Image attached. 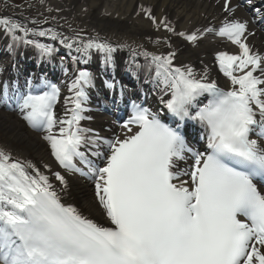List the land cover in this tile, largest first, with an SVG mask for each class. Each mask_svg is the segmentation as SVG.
<instances>
[{"label":"snow or ice","instance_id":"6c2138e0","mask_svg":"<svg viewBox=\"0 0 264 264\" xmlns=\"http://www.w3.org/2000/svg\"><path fill=\"white\" fill-rule=\"evenodd\" d=\"M221 7L218 28L178 30L167 15L157 17L152 5H137V16L170 34L164 37L170 51L132 50L145 58L157 109L132 101L119 134L111 137L82 122L92 120L93 91L119 89L123 98L125 87L114 76L98 85L93 72L74 68L63 116L56 112L61 87L50 79L26 77L23 86L18 79L0 81V109L39 134L57 166L0 143V264H264V53L249 43L256 36L249 22L236 16L241 3L223 0ZM0 33L13 53L32 49L42 61L56 55L38 39H57L52 29L0 16ZM208 34L238 49L215 55L230 82L227 89L210 78L207 67L197 71L175 63L172 37L195 47ZM76 36L78 52L95 50L106 66L113 64L116 47L110 42ZM189 128L194 142L186 135ZM76 175L91 182L105 223L64 202L69 176Z\"/></svg>","mask_w":264,"mask_h":264},{"label":"bare ground","instance_id":"6f19581e","mask_svg":"<svg viewBox=\"0 0 264 264\" xmlns=\"http://www.w3.org/2000/svg\"><path fill=\"white\" fill-rule=\"evenodd\" d=\"M239 1L233 0V4ZM252 1H257L262 6L261 11L264 13V0ZM222 2L223 0H43L41 3V0H32V3L18 10L20 13L16 15V19L30 28L48 25L47 27L60 34L57 38L60 41L55 40L56 42H61L67 38L63 43L64 46L58 43H56L57 46L50 45L52 41L48 37L39 41L58 51L67 52L69 55L68 65L60 66L54 59L42 61L32 49H29L31 56L26 53L23 55L17 52L7 53L3 43L5 41L10 43V40L0 33V68L4 69L3 72H0V81L10 80V76L15 74L17 64L26 65L28 69L25 68V70L27 71L38 72L43 69L45 75L49 73V69L46 67L53 68L56 76L54 83L61 87V97L56 106V112L58 116H63L64 98L70 95L67 89V85L71 83L70 73H73L75 67L78 69V64L84 61V69L95 74L98 85L105 79L111 80L113 76L119 81L123 79L124 76L122 75H129L127 79L131 84V93L126 92L125 97L130 100L138 99L140 92L147 91L146 106L155 111L157 109L156 92L151 80H146L148 68L145 58L143 55L133 56L132 50L135 49L137 52L147 50L158 55H166L170 49L164 43V37L170 34L163 30L156 32L150 21L143 15L137 16V5L139 3L150 4L154 7L157 17L167 15L176 22L178 30H192L194 27L215 26L218 28L221 26L225 15L221 7ZM236 16L249 22V30L256 32V36L250 38L249 43L256 50L264 53V16L257 14L255 8L247 3L237 10ZM31 21H35V23H31ZM77 33L85 41L99 37L100 40H106L116 47V51L112 53L113 64L106 66L103 63V54L97 51L90 50L89 53L91 54L89 55L91 57L87 59L82 52L73 48L69 49L68 43L78 46ZM157 39L160 40L159 44L156 43ZM170 42L178 53L175 60L177 65L190 64L197 71L207 67L210 78L215 80L220 87L227 89L230 86V82L219 71L215 62V55L219 51H227L232 54L238 52L237 47L227 39L215 34H208L195 47L175 37H172ZM119 45H127L128 47L121 48ZM20 49L25 50L23 47ZM74 58L78 63L73 64ZM136 64L142 67L135 70ZM130 66L135 70V75L126 72ZM62 69H66L68 75H65ZM18 81L23 86L25 78H19ZM118 91L117 89L112 92L101 87L98 95L99 97L106 95L108 97L107 103H111L116 97L113 94ZM94 100L96 101L92 92L90 103ZM115 103L113 106L118 109V104ZM114 110L105 108L103 113L89 112L92 120L83 121L82 126L92 128L106 137H111L113 133L119 134L120 124L110 123V115ZM0 143L7 144L14 149L16 154L37 163L41 161L51 163L53 169L57 170V166L52 161L47 146L40 140L39 134L29 130L18 115L5 112L4 109H0ZM69 180L70 192L67 196H63L64 202L75 204L86 214H90L93 219L105 223L100 210L93 203L91 182L78 175L69 176Z\"/></svg>","mask_w":264,"mask_h":264},{"label":"rangeland","instance_id":"374dc122","mask_svg":"<svg viewBox=\"0 0 264 264\" xmlns=\"http://www.w3.org/2000/svg\"><path fill=\"white\" fill-rule=\"evenodd\" d=\"M30 3H32V0H0V16H7L16 19V15L20 13L18 10ZM47 26L48 25H41L38 28L50 29Z\"/></svg>","mask_w":264,"mask_h":264}]
</instances>
